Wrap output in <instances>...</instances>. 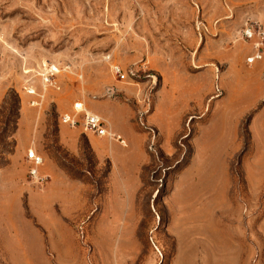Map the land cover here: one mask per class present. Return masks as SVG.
I'll return each mask as SVG.
<instances>
[{"label":"rangeland","instance_id":"374dc122","mask_svg":"<svg viewBox=\"0 0 264 264\" xmlns=\"http://www.w3.org/2000/svg\"><path fill=\"white\" fill-rule=\"evenodd\" d=\"M251 22L264 0H0V264H264V119L236 142L228 99ZM172 75L205 97L185 124L165 119ZM76 102L106 109L114 162L61 123Z\"/></svg>","mask_w":264,"mask_h":264},{"label":"crops","instance_id":"0c3cea01","mask_svg":"<svg viewBox=\"0 0 264 264\" xmlns=\"http://www.w3.org/2000/svg\"><path fill=\"white\" fill-rule=\"evenodd\" d=\"M251 52V48H249L248 53L246 55H243L239 58H235L238 65L237 67H235L236 69L234 71H236V74L239 75L237 80L240 82L241 85L235 89L232 88V91L229 92L230 94L228 97L230 102L234 101L237 103L238 101V103L240 104L245 103V105H247L240 113H238L236 116L234 115L235 117L232 122L234 125L233 139H235L236 142L237 136L235 132V127L239 126L244 118L250 117V123L253 115L255 118L261 116L264 119V52L260 61H256L252 65H246L244 64L245 58L250 55ZM242 70L244 71V75L241 74ZM203 72L204 70H198L193 73H181L185 74L188 77H194L198 74H203ZM167 76H165V78L163 79V81L165 82V86L163 87L162 96L164 91L168 90V83L166 80ZM173 77L174 79L171 82V85L174 86L173 90L166 96L167 99L169 97V106H167L168 111L166 113L167 116L165 119L170 121L173 118H177L180 121L179 123L182 122V124H185L186 121L191 117V113H193L194 110L198 111L199 108H202L204 106L205 97L204 95H201L200 99L197 98L199 90L198 84L192 85V87H188V84L186 83L187 80L184 79L183 76L179 77V75H175ZM223 85L224 84L220 86L221 88H223V94L221 97L215 98L213 100L212 110L228 95L227 89H225V86ZM166 93L167 92H165V94ZM185 93H187V96L183 99V94ZM209 94L211 95V92ZM160 100L161 99L159 98V102H157L156 104V109L158 107L160 108ZM178 102L185 103V107L182 111L181 108L178 107ZM91 108L95 110L96 114L98 115L106 113V109L102 107L99 103L91 104ZM232 116L233 115H230L228 113L226 115L227 118ZM61 132L62 129L60 128V133ZM85 135L87 137V141L91 150L98 158H109L112 162H114L116 154L120 153L124 149V147H122L120 143L116 141L108 142L106 139H103L106 137H99L91 133H85ZM60 138L63 144L67 143L66 139L63 138L61 135ZM126 140L129 143L127 138ZM245 177L247 178V180L252 181L251 177L249 176V173H247V169L245 170ZM262 187L263 184L262 186H257L258 189H261Z\"/></svg>","mask_w":264,"mask_h":264},{"label":"built area","instance_id":"2783aa9c","mask_svg":"<svg viewBox=\"0 0 264 264\" xmlns=\"http://www.w3.org/2000/svg\"><path fill=\"white\" fill-rule=\"evenodd\" d=\"M240 38L247 42L251 48V54L245 58L247 64H253L260 61L264 52V26L257 22L245 23L239 31ZM59 72V68L55 64H47V66L40 72L41 79L47 83L52 84L53 77ZM113 72L118 74L120 78L124 75L118 67H113ZM27 94H33L32 88H26ZM73 112L65 114L60 117V121L69 127H81L85 133H91L99 137H107L118 141V137H114L106 121L89 112L83 107L81 102H76L72 105ZM120 141V139H119ZM120 143H122L120 141ZM26 160L30 164L29 174L31 177L41 179L38 175V167L42 164L43 159L32 149L26 152Z\"/></svg>","mask_w":264,"mask_h":264},{"label":"trees","instance_id":"16d2710c","mask_svg":"<svg viewBox=\"0 0 264 264\" xmlns=\"http://www.w3.org/2000/svg\"><path fill=\"white\" fill-rule=\"evenodd\" d=\"M250 117H248V119H249ZM109 170V169H108ZM108 170H107V173H108Z\"/></svg>","mask_w":264,"mask_h":264}]
</instances>
